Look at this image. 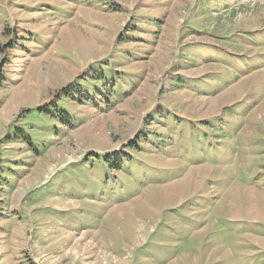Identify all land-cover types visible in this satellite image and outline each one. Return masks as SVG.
Listing matches in <instances>:
<instances>
[{"label": "rangeland", "instance_id": "1", "mask_svg": "<svg viewBox=\"0 0 264 264\" xmlns=\"http://www.w3.org/2000/svg\"><path fill=\"white\" fill-rule=\"evenodd\" d=\"M0 264H264V0H0Z\"/></svg>", "mask_w": 264, "mask_h": 264}, {"label": "trees", "instance_id": "2", "mask_svg": "<svg viewBox=\"0 0 264 264\" xmlns=\"http://www.w3.org/2000/svg\"><path fill=\"white\" fill-rule=\"evenodd\" d=\"M120 42H123V41H120ZM225 43H230V41L225 42ZM211 47L212 46H210V45H202L200 47H197V49H202V50L205 49L207 52L218 53L217 56H214L211 58L217 59V60H225L228 64V66H236L237 64H239V62L242 63V62L246 61V57H244V56L241 57L240 55L231 54V53H228V51L221 50V49L212 50V49H210ZM207 59H208V57H207ZM40 111L43 112L42 110H40ZM109 158H110V160H109ZM115 158H117V156L111 158L108 155L104 159H105V161H112Z\"/></svg>", "mask_w": 264, "mask_h": 264}]
</instances>
